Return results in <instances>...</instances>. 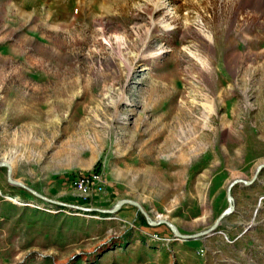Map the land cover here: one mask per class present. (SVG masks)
Listing matches in <instances>:
<instances>
[{"label":"rangeland","instance_id":"obj_1","mask_svg":"<svg viewBox=\"0 0 264 264\" xmlns=\"http://www.w3.org/2000/svg\"><path fill=\"white\" fill-rule=\"evenodd\" d=\"M1 164L147 218L0 167V264H264V0H0Z\"/></svg>","mask_w":264,"mask_h":264},{"label":"trees","instance_id":"obj_2","mask_svg":"<svg viewBox=\"0 0 264 264\" xmlns=\"http://www.w3.org/2000/svg\"><path fill=\"white\" fill-rule=\"evenodd\" d=\"M98 173H99V171L96 170L95 175L97 176ZM89 180L91 182V179H89ZM20 190H22V189H20ZM5 204L6 203H4L2 199H0V219H3V222H7L9 220L14 219V215H12V217H9L7 214H5L3 212V207L8 206V208H10V209H14L15 207H13L10 204H7V205H5ZM55 207H57V206H55ZM58 208H60V207H58ZM60 209L65 210V208H60ZM75 213H78V214L80 213V214H85V215H90V216H98V217H102V218L103 217H109L107 215H101L98 212L82 213V212L76 211ZM60 216L61 215H58V214L51 215V214L40 212L37 210L24 209L21 211L19 216L15 219L14 227H17L18 226L17 224H24L23 226H25L27 228V231H33L34 229H36V226L38 223L45 224L43 222H46V221L55 222V221L59 220ZM25 218L29 219V222H25L24 221ZM67 219H70V218H65V220H67ZM70 220L72 223H76V224L79 223V227L76 230H77L79 240L82 239L83 234L85 232H88V230H89L88 225L87 226L84 225V221H82V220L77 221V219H75L73 217ZM44 226L45 225H43V227ZM39 235L44 237V244L46 242H48L49 233L47 230H42ZM14 239H15V237H14L13 232H11V230H9L8 231V240L9 241L8 242L11 243L12 240H14ZM50 244H52L53 246H56L57 240L54 243H50ZM25 246L26 247H32L35 245H34V243H31V241H30ZM43 246H46V245H43ZM144 248H145V246L143 245V243L141 245H139V248L137 250L136 257L134 258L133 264H146V254L143 253ZM76 258H77L76 261L72 264H78L79 263V261H80L79 256H76ZM98 260H100V259H98ZM32 261H33V264H53V258L52 257H44L40 261H35V259H32ZM113 264H115V263H113ZM119 264H127V263H126V261H120Z\"/></svg>","mask_w":264,"mask_h":264},{"label":"water","instance_id":"obj_3","mask_svg":"<svg viewBox=\"0 0 264 264\" xmlns=\"http://www.w3.org/2000/svg\"><path fill=\"white\" fill-rule=\"evenodd\" d=\"M0 167H3L7 170V177H8V181L10 184L14 185V186H17L25 191H27L28 193H30L31 195H33L34 197L38 198V199H41L43 201H46L50 204H53V205H56V206H61V207H65V208H68V209H72V210H75V211H79V212H82V213H92V212H98V213H108V214H116L118 209L122 206H125V205H128V206H132V207H135L138 209V211L141 212V214L147 218L146 214L144 213V211L142 210V208L140 207L139 204L135 203V202H132V201H120L119 203L116 204L115 208L112 210V211H109V212H101V211H98V210H92V209H84V208H80V207H73V206H67V205H63V204H60V203H56V202H53V201H50V200H47L41 196H39L38 194H36L35 192H33L32 190L24 187L22 184L20 183H17V182H14L12 179H11V169L10 167L7 165V164H1ZM264 169V166H260L258 171L259 172L260 170ZM238 184H244V185H249L250 183L248 182H245V181H234L233 183L230 184V186L228 187V190H227V203H228V208L219 216V218L216 220V222L214 223V225L206 232L204 233H201L199 235H196L194 236L193 238H199V237H204V236H207L209 233H211L212 231L216 230L220 221L226 217L229 213H231V211L233 210V199H232V196H231V191L232 189L238 185ZM161 224L163 225H166L170 231L172 232V234L177 238V239H182V240H186V239H189L190 237H186V236H182L178 233V230L172 226L171 224L169 223H166V222H161ZM192 238V237H191Z\"/></svg>","mask_w":264,"mask_h":264},{"label":"built area","instance_id":"obj_4","mask_svg":"<svg viewBox=\"0 0 264 264\" xmlns=\"http://www.w3.org/2000/svg\"><path fill=\"white\" fill-rule=\"evenodd\" d=\"M91 184L90 180L89 179H82V180H79L77 179V182H76V185L78 187V190L80 191H85L87 190L88 186Z\"/></svg>","mask_w":264,"mask_h":264}]
</instances>
